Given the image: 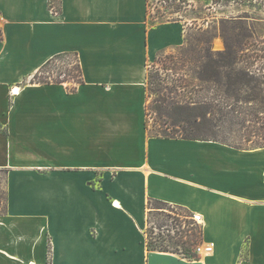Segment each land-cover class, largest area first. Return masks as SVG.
I'll return each instance as SVG.
<instances>
[{"label": "crops", "instance_id": "1", "mask_svg": "<svg viewBox=\"0 0 264 264\" xmlns=\"http://www.w3.org/2000/svg\"><path fill=\"white\" fill-rule=\"evenodd\" d=\"M159 1L59 0L56 14L49 0H0V264H48L49 246L51 264H264V145L145 126L148 62L186 30L149 23ZM61 52L78 53L84 83H31ZM150 199L200 214L214 251L150 250Z\"/></svg>", "mask_w": 264, "mask_h": 264}, {"label": "trees", "instance_id": "2", "mask_svg": "<svg viewBox=\"0 0 264 264\" xmlns=\"http://www.w3.org/2000/svg\"><path fill=\"white\" fill-rule=\"evenodd\" d=\"M157 3L178 5V3H188V0H162ZM150 4H148V8ZM49 7L56 14L61 12L60 3L58 4L55 0H49ZM2 37L3 32L0 28V39ZM236 54V49L231 42L226 43V48L223 51L213 50L211 37L203 32H194L187 37L184 36V44L176 48L175 52L159 53L154 62L147 65L146 90L147 97L150 93L157 95L156 105L153 109L158 114L161 124L158 130L152 132L149 128L148 111L146 110L145 126L149 134L166 139L219 141L216 138L200 136L197 131L203 123H210L217 127L221 122L227 120L232 98L237 91L234 85L238 74H240L236 72ZM243 73L240 80L253 79L246 72ZM30 82L41 84L70 82L69 90L76 91L78 86L84 83L78 53L61 52L53 55L34 73ZM0 171L6 175L8 169L0 168ZM6 202L7 192L3 201L4 207L0 208V213L5 210ZM153 203L170 205L161 200L150 199L149 208ZM174 207L179 209L174 220L177 233L176 241L180 244L181 251L178 248L177 250L171 249L163 243L157 245L151 241H149L148 247L150 250L171 251L189 259H199L200 256L196 254L195 247L204 242L203 228L193 219L194 213L188 208L177 205ZM162 241L165 239L163 238ZM48 264H51L50 246Z\"/></svg>", "mask_w": 264, "mask_h": 264}, {"label": "rangeland", "instance_id": "3", "mask_svg": "<svg viewBox=\"0 0 264 264\" xmlns=\"http://www.w3.org/2000/svg\"><path fill=\"white\" fill-rule=\"evenodd\" d=\"M59 4V0H55ZM149 23L164 20H179L185 26V37L194 32H203L211 37L215 51H223L226 43L234 45L237 76L230 114L227 120L214 127L203 123L198 127L200 136L216 138L236 146H256L264 144V1L214 0L206 2L151 3L148 8ZM177 10L178 12H173ZM228 38V39H227ZM176 49L173 51L175 52ZM154 59L148 64H152ZM243 72L253 79H239ZM71 85L70 82L67 83ZM156 94L147 97L146 110L152 132L158 130L161 122L153 107ZM146 111V112H147ZM210 117V115H208ZM165 127V126H164ZM6 175L0 171V208L4 207ZM174 205H150L146 227L149 241L180 249L175 232L176 212ZM165 241H162V239ZM205 243V242H203ZM205 255V254H204ZM204 255H201L204 256Z\"/></svg>", "mask_w": 264, "mask_h": 264}, {"label": "built area", "instance_id": "4", "mask_svg": "<svg viewBox=\"0 0 264 264\" xmlns=\"http://www.w3.org/2000/svg\"><path fill=\"white\" fill-rule=\"evenodd\" d=\"M12 94H15V90L12 89L11 90ZM193 219L195 221H197L198 223H200L202 221L201 215L200 214H195L193 215ZM214 251V243L210 242V243H200L198 245H196L195 247V252L196 254H198L199 256L201 255H206V254H211Z\"/></svg>", "mask_w": 264, "mask_h": 264}, {"label": "bare ground", "instance_id": "5", "mask_svg": "<svg viewBox=\"0 0 264 264\" xmlns=\"http://www.w3.org/2000/svg\"><path fill=\"white\" fill-rule=\"evenodd\" d=\"M14 90H15L16 93L19 92V91H18V88H14Z\"/></svg>", "mask_w": 264, "mask_h": 264}]
</instances>
